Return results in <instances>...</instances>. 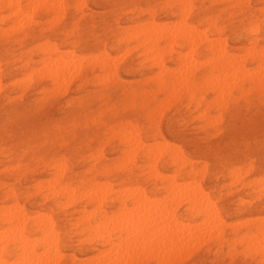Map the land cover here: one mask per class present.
<instances>
[{"label":"rangeland","instance_id":"1","mask_svg":"<svg viewBox=\"0 0 264 264\" xmlns=\"http://www.w3.org/2000/svg\"><path fill=\"white\" fill-rule=\"evenodd\" d=\"M5 1L0 0V230L6 231L3 229L9 226L8 221L3 218H8V214H17V210L22 212L19 215L22 214L21 216H25L27 220L25 221V236L28 238L27 241H29V237L31 239L29 242L30 247L35 241V244L31 247L35 251L31 252L32 249L30 248L29 251L26 247V249H23L27 244L25 243L26 238L9 242L3 240V243L0 242V246L4 247L3 251L0 252V258L6 259V263H12L11 260L15 261L16 259L19 262L18 264H22L20 262L25 260V256H27L22 254L29 251L32 255L28 252L26 259H29L30 256L28 261L33 257L32 261L34 263L35 261L38 262L39 255L41 256L40 259L44 256L41 255L42 252H45V259L48 258V254L51 255L48 252L52 249L50 248L49 251L46 245L53 240V242L58 243L55 251L59 250V254L54 252L58 255L55 256L56 254L54 255L52 252L54 250H52L53 256L49 258L53 261L54 256L56 258L60 255L58 261H53L54 264H88L96 258L94 257L95 254L97 256L101 250L105 249V243L95 235L96 231H94L96 224L101 220L103 212L107 216H113L114 222L121 223L125 222L126 212H132V209L139 207L138 210L135 209L139 216L136 213L134 214L135 210L131 214L129 213L130 215L128 214L130 219L134 214L132 221L136 219L137 225L134 222L129 223H132L130 227L134 225L137 231L134 230L136 228L131 227L133 228L132 232L129 231L131 228L127 229L126 232L129 231L134 234L135 236L133 235L134 238L133 236L132 238L135 240L131 239V235H129L131 233L125 232L126 234H122L123 241L124 237L127 234L129 235H127L129 240L125 238V241L128 240L127 244L130 239L133 240V243L130 242L128 247L127 244L123 246L127 249L130 246L129 249L132 250V253L129 249L122 247L123 249H120L121 253L118 252L119 255L122 256V250L129 251L125 256L126 258L122 256L123 259L125 258L123 263L117 262L121 260V256L113 255L114 258H116L115 256L120 258L110 260V257L108 258L110 262L106 260L107 262H103L104 264H108V262L112 264L114 260L115 263L113 264H256V262L257 264H264V236L260 234H264L262 228L264 218L261 217L264 216V188L261 187L264 186V70L258 69L261 64L263 68L262 62H264V49L262 50V47L264 48V0H55L61 2L57 4L54 0H47L50 3L52 2L51 8L47 7L45 2H41L36 7L34 6L35 10L33 12L32 10L29 12L31 5L26 4L27 0H21L19 6L21 11L18 14L14 13L12 9L3 7L4 4L2 3ZM78 2L80 3L78 4ZM187 2L189 6L182 5V3ZM60 4L63 10L60 8ZM27 9L28 13H31V15H28L31 20L24 16ZM183 9L185 12L189 11L185 18L188 23L196 26L197 31L198 29L200 31V35L201 32H205L204 36L209 39H199L198 43L196 41L191 46L173 40L172 46L168 47L171 51L166 48L167 52L164 50L160 55L162 63H155L153 57L146 56L145 47L139 44L140 41L135 36L139 31L148 28L150 23L169 27H173L174 24L175 26V24L182 21L181 18L183 19ZM56 10H60V12ZM11 11L13 16L10 15ZM19 14L22 15L21 22L25 17L28 22L31 21L29 22L30 25H27L26 20L19 24L20 20H15L16 17L18 19ZM54 16L55 19H53ZM56 16L61 18L56 21ZM16 21L18 24H16ZM15 25L22 27L18 29ZM203 28L205 31L202 30ZM222 38L223 40H221ZM209 40L218 41L219 46H223L225 40V47L219 48H222L221 51H226V54L218 52L220 51L217 48L218 44L210 46ZM191 47L195 48L189 50ZM252 49L253 52H256H254L255 54ZM126 50H128L127 53ZM190 51H192V56ZM245 52H252L253 55L252 53L248 55ZM217 53L220 54V59L216 57ZM106 54L110 55L108 56L111 60L107 58ZM182 54L185 55L182 56ZM229 55L237 60L227 65L226 58ZM70 56L73 60L76 59L68 62ZM100 56H105L108 61L105 57L102 59ZM187 56L189 60L186 58ZM242 56L244 62L240 60ZM183 57L186 58L184 68H181L184 72L179 68ZM55 58H57V64ZM190 58L195 61L193 62ZM58 59H63L60 61L64 65L59 63ZM201 60L203 61L201 62ZM206 60L207 62H205ZM64 61L69 63H66L68 65L66 66L69 67V72H71L69 75L67 71L68 78L65 77V79H63L65 76L63 72L64 76H61V84L58 82L61 81V77L56 79V76L48 71L50 68H47V64L52 62L53 65L56 64L54 67H60L61 65L65 66ZM117 61L118 63H116ZM77 63H80L81 67ZM72 64H74V67L75 65L79 66L78 69L75 67L79 71L78 73ZM188 64L189 66L191 64L200 65L193 66L194 70L189 69ZM217 65H220V68H217ZM113 66L115 69L112 70ZM255 66L258 70L255 69ZM162 67L166 70H162ZM41 68L42 70H40ZM185 68L191 71L190 75H187ZM229 69H236L237 71L230 70L229 72ZM35 70L37 72L34 74ZM109 70L114 73L113 75L111 73L112 76L106 74L109 73ZM241 70H244V72ZM250 70L251 73H249ZM255 70L257 71L255 72ZM41 71L43 73L48 71L49 77L47 74L46 77H44L45 75L41 77L43 74ZM246 71L248 74L257 73L262 77L255 80L251 75L250 79ZM262 71L263 73H261ZM220 74L223 75L222 77L227 75L228 78H222ZM172 75L179 80H185V83L188 82L185 79L187 77L194 79L193 89H189L188 85L183 84L172 90L170 88L160 90L157 84L158 80L166 79ZM26 76L30 77L27 78V81ZM70 76L72 81L69 78ZM105 76L107 79L104 78ZM210 76L212 77L210 78ZM216 77L217 79H214ZM229 77L232 79L234 77L235 81L234 79L232 81ZM19 78L22 80H19ZM100 79L102 82H98ZM221 79L226 82L229 80V84L223 83ZM218 81L220 82L217 83ZM55 84L56 86H54ZM224 84L226 87H224ZM220 87L222 89H219ZM39 91L40 93H37ZM166 96L171 97L167 98ZM168 112L171 113L168 114ZM132 129L133 131H131ZM134 131L136 132L135 135L138 133L139 140L138 137L134 136ZM136 140L141 142V147L135 149V151L130 146L132 141ZM163 145H168V147ZM159 147H161V153ZM162 148L166 149L163 150ZM149 150L152 151L151 154L155 155L152 159L151 156L154 155L147 156ZM45 154H48L47 157ZM174 155L178 157L176 162L173 161ZM94 156H97V158ZM58 164L62 167L56 169ZM151 169L154 170V173ZM171 180L179 184H184L186 181L184 189H202L204 197L201 198L200 203L204 202L202 205H205L207 204L205 203L206 200H210L209 208L213 207L217 212H212L211 209L213 210V208H211V212H209L211 214L206 216L202 211L198 214L196 211H190L187 209L189 207L187 200L183 199L184 197L178 198L177 201L179 202H176V199L172 198L174 197L173 194L168 190ZM49 185H53L54 189ZM70 187L72 193L69 191ZM126 187L127 189H124ZM118 189L122 190L119 191ZM134 189L141 192L140 194H144V197L148 196L149 201L154 197L157 198L156 201L159 205L166 203L164 205L167 208H164L168 211L160 208L163 210L162 213H170L169 209H173L171 216L176 218L177 223L179 220L177 229H183V232H185L187 228L189 232L186 231V235L194 233L191 232L192 229L198 232L197 228L201 225V223L199 224L200 220H203L204 216V219H206L212 216V213H216L215 219H213L216 221L212 220L214 223L210 221L214 217L207 219L210 222L209 224L212 225V227L210 226L212 229H207L208 223L207 226L202 224V228L201 226V229L198 228L202 232H206V229L209 230L207 240L205 239L207 236L200 238L201 241H204L202 243L195 240L201 244H198L199 246H194L197 243L193 244L194 241H192L191 247L196 250L194 248V251L189 250L188 255L185 252H187L186 249H192L189 246L191 243L187 245V248L183 247L184 249L178 250L179 252H175L173 249L172 255L165 248V252L167 251L169 255L165 254L167 257L163 255L161 259L159 253H156L152 247H148L147 243L143 242L144 245L141 243V245L136 246L138 244L136 240L141 232L145 234L141 235L150 237L149 240L152 239L151 237L154 234L149 236L153 229L149 230L148 233H151H147V236L145 232L148 229L143 231V227L138 228L139 225L143 224L142 218L139 219L140 216L145 215L146 217L147 214H144L142 207L140 209V206H135ZM88 190L100 192L102 198L100 209H98L99 206L96 205L93 195L90 196L94 192H90L89 195ZM126 190L130 193L133 192L131 190H134V192L130 195ZM86 191L88 192L87 195ZM137 192L135 193L136 196L138 195ZM125 193L129 194L123 202L121 196H125ZM128 195L130 196L128 197ZM70 196H72V199ZM163 196L165 197L163 198ZM169 198L171 201L166 200ZM138 199H136L137 205L140 202L137 201ZM152 199L151 201H153ZM156 201L154 200L153 204ZM15 204H18L19 208ZM8 205H10L9 209ZM14 206L16 207L15 213ZM129 206H132V209ZM151 206L155 210V205H152V202ZM12 207L13 211L8 212V210H12ZM3 208L8 210H2ZM140 210L143 212L141 215L139 214L141 213ZM158 211H155L157 212L154 215L155 218ZM89 212L94 215H90V217ZM116 213L117 216L119 214V219L115 216ZM162 213H159V215ZM123 214L124 217H121ZM166 214L161 218L166 219ZM135 215L137 216L135 217ZM28 216L31 217L27 218ZM41 216L46 217L47 221L50 220L52 226L49 225V221V223H45L46 220L44 221L43 217L41 219L43 223L49 225L50 229L54 230L52 231L54 233H51L57 239L54 236L53 238L52 236L49 237L50 229L47 230L49 231L47 235V231L45 233L42 230L43 228L38 229L35 225V220H39ZM169 216H167L169 219L167 218L168 220H163V222L162 219H159L162 222L159 224L160 227L167 221L171 222ZM129 218L127 217V220ZM130 219L129 221H131ZM207 220L205 221L208 222ZM238 220L239 222L236 223ZM180 221H183L182 225L193 222L190 226L196 230L191 229L188 225H183L186 227L184 229L180 225ZM218 221L217 226L216 222ZM118 222L114 224H119ZM224 222H227L226 225ZM231 222L233 225H231ZM194 223H198V225H195V227L193 226ZM228 223L229 225H227ZM154 225L152 226L156 229L159 227V225H157L158 227ZM165 226L167 225L165 224ZM181 226L183 228H179ZM214 226L215 228H222V231L216 229L215 234L212 233ZM204 227L206 229H203ZM161 229L165 230L167 228L163 225ZM202 232L200 233L203 234ZM6 234L8 236L10 233L7 232ZM183 234L185 236V233ZM210 234L217 235L212 238ZM243 234L248 235V237H243ZM38 235L42 238L46 236L47 239H52H50V242L46 240L47 244L45 245L44 240L46 238L40 241L41 237ZM250 235L251 237H249ZM33 236L38 237L37 240ZM257 237L263 240H261L263 243L259 242L257 244L263 246L255 244L254 249L253 243L259 241ZM148 238L145 239L148 240ZM113 241L115 242L116 239L114 238ZM15 245H19V247H15ZM134 245L138 247L137 249L142 248L144 250V252L141 249L139 250L143 255L138 251L136 252V248V250L133 249ZM29 246L27 245V247ZM43 247L44 249H42ZM45 247L48 248V252L45 251ZM20 248L25 252H20ZM147 248L152 250L149 251ZM172 248H174V243ZM40 250L42 251L39 252ZM133 252L137 255V259H135ZM145 252H152L153 254L145 255ZM212 252L213 254H211ZM154 253L157 254L156 257ZM175 253H177V257H180H175ZM127 256L130 259L132 258L133 261L128 260ZM45 259H41L42 264L44 263L43 260L46 261ZM28 261H23V263L27 264ZM32 261L29 263L34 264ZM51 261L49 262L52 263ZM49 262L45 264H50Z\"/></svg>","mask_w":264,"mask_h":264},{"label":"bare ground","instance_id":"2","mask_svg":"<svg viewBox=\"0 0 264 264\" xmlns=\"http://www.w3.org/2000/svg\"><path fill=\"white\" fill-rule=\"evenodd\" d=\"M20 1L21 0H6L5 2H3L2 4H4V6L3 7H7V8H9V9H12V11H14V13L16 12V14H18V13H20ZM50 1V0H49ZM55 1V0H54ZM57 1V0H56ZM55 1V2H56ZM60 1V0H59ZM56 2V4L57 3H61V2ZM62 1V0H61ZM79 1H82V0H79ZM178 1V0H177ZM186 1V0H185ZM188 1V0H187ZM191 1V0H190ZM253 1V0H252ZM41 2H45L46 4H47V7H49V8H51L52 7V2L50 3V2H48L47 0H27V3L26 4H28V5H33V3H34V5H33V8L31 7V9H30V7H29V12L32 10V12L35 10V7L37 6V5H39V4H41ZM180 2V1H179ZM80 2H78V4H79ZM82 3V2H81ZM178 3V2H177ZM83 4V3H82ZM174 4V3H173ZM182 5H187V6H189L188 5V2L187 3H185V4H183L182 3ZM257 5V4H256ZM35 6V7H34ZM45 6V5H44ZM60 6H61V4H60ZM59 5H58V7H60ZM94 6V5H93ZM182 7V6H181ZM54 8H55V5H54ZM61 9H62V6L60 7ZM60 8H58V9H60ZM80 8H82V7H80ZM184 8V7H183ZM189 7H187V9H188ZM60 9V10H61ZM191 9H192V7H191ZM60 10H56V11H58V12H60ZM63 10V9H62ZM189 10V9H188ZM12 11H11V14L10 15H12L13 16V14H12ZM55 11V10H54ZM53 11V12H54ZM190 11V10H189ZM189 11H184V9H183V14H182V17H183V19L181 18V22H179V23H177V24H175V26H174V24H173V27H169V26H167V25H158V24H154V23H150L149 25H148V28H146V29H144V30H141V31H139L138 33H137V36H135L139 41H140V43L139 44H141V45H143L144 47H145V50H146V56H149V57H153V60L154 61H156L155 63H162V61H160V55H161V53L167 48V50L169 51L170 50V48L168 49V47H170V46H172L171 45V43H172V41L173 40H175V41H177V42H180V43H185V44H188V45H193L194 43H196V41H197V43H198V40L199 39H202L203 38V40L206 38V39H209V38H207L206 36H204V34H205V32H201V35H202V33H203V35L201 36L200 35V31H199V29H198V31H197V27L196 26H193V25H191V24H189L188 23V21L185 19L186 17H187V15H188V13L187 12H189ZM25 12L26 13H28V9L27 10H25ZM62 12V11H61ZM26 13H24L25 15L24 16H26L27 18H28V20H31V19H29V18H31V17H29L28 15H31V13L29 14H27L26 15ZM23 14V13H22ZM15 15V14H14ZM6 16V15H5ZM19 16H20V14H19ZM18 16V19H17V17H16V19L15 20H17V21H19L20 20V22H18L19 24H21V23H23V21L24 20H26L25 19V17L23 18V21L21 22V16L19 17ZM61 16V15H60ZM59 16V18L57 17L56 18V21H57V19L59 20L61 17ZM63 17V16H62ZM1 18V17H0ZM125 18V17H124ZM53 19H55V16H54V18ZM123 19V18H122ZM127 19V18H126ZM28 20H26L25 22L27 23L28 22ZM49 20V19H48ZM17 21H16V24H18L17 23ZM54 21V20H53ZM15 22V21H14ZM29 22H31V21H29ZM29 22L27 23V25H30L29 24ZM25 23V24H26ZM35 23V22H34ZM175 23V22H174ZM12 24H15V23H12ZM24 24V25H25ZM142 24V23H141ZM170 25H172V24H170ZM215 25V24H214ZM10 26V25H9ZM12 26V25H11ZM18 26V25H17ZM16 25H15V27H17ZM20 26V25H19ZM21 27L22 26H20V27H17L18 29H21ZM49 27H50V25H49ZM256 27V26H255ZM254 27V28H255ZM14 28V27H13ZM12 28V29H13ZM8 29V28H7ZM9 29H10V27H9ZM11 30V29H10ZM15 30V29H14ZM203 31H205L204 30V28L202 29ZM201 30V31H202ZM258 30V29H257ZM19 31V30H18ZM253 31V30H252ZM140 33V34H139ZM6 34V33H5ZM25 35V34H24ZM56 35V34H55ZM205 39V40H206ZM219 39V38H218ZM221 40H223V38L221 39ZM220 41V40H219ZM225 41V40H224ZM223 41V44L225 45V42ZM242 41H244V40H242ZM201 42V41H200ZM209 42V45L210 46H214L215 44H218L217 42H215V40H209L208 41ZM222 42V41H221ZM119 43V42H118ZM202 43V42H201ZM54 44H55V42H54ZM175 44V43H174ZM140 45V46H141ZM198 45V44H197ZM196 45V46H197ZM223 45V46H224ZM139 46V47H140ZM195 46V47H196ZM218 47V49H220V51H221V49L222 48H219V47H223L222 45L221 46H219V44L217 45ZM54 47H56V46H54ZM195 47H191V48H189V50H192L193 48H195ZM225 47V46H224ZM253 47H254V45H253ZM262 47V46H261ZM45 48V47H44ZM48 48V47H47ZM133 48V47H132ZM172 48V47H171ZM216 48V47H215ZM214 48V49H215ZM40 50H41V48H39ZM58 49V48H57ZM125 49V48H124ZM134 49V48H133ZM224 49V48H223ZM264 48L262 47V50H263ZM39 50V51H40ZM130 50H131V48H130ZM217 50V49H216ZM261 50V51H262ZM54 51V50H53ZM127 51L128 50H126V53H127ZM171 51V50H170ZM178 51V50H177ZM187 51H188V49H187ZM215 53H216V51L215 50H213ZM218 51V50H217ZM220 51H218L219 53H224V55L226 54V51H224V50H222L221 52ZM264 51V50H263ZM165 52H167L166 50H165ZM189 52V51H188ZM191 52V56H192V51H190ZM252 52H253V49H252ZM251 52V53H252ZM255 52V51H254ZM253 52V53H254ZM17 53H19V52H17ZM39 53V52H38ZM102 53V52H101ZM100 53V54H101ZM121 53V52H120ZM124 53H125V51H124ZM124 53H122L123 55H124ZM181 53V52H180ZM246 53V52H245ZM244 53V54H245ZM250 53V52H249ZM249 53H246V54H248L249 55ZM251 53H250V55H251ZM253 53H252V55H253ZM256 53V52H255ZM254 53V54H255ZM258 53V52H257ZM72 54V53H71ZM103 54V53H102ZM141 54V53H140ZM185 54H186V52H185ZM185 54H182V56L183 55H185ZM218 54V53H217ZM216 54V55H217ZM259 54V53H258ZM257 54V55H258ZM104 55V54H103ZM107 55V54H106ZM105 55V56H106ZM109 55V54H108ZM107 55V58L109 59V60H111V58L109 57ZM120 55V54H119ZM123 55H121V56H123ZM219 55L220 54H218L216 57H219ZM261 55V54H260ZM91 56V55H90ZM104 56V57H105ZM115 56V55H114ZM181 56V55H180ZM60 57V56H59ZM82 57V56H81ZM84 57V56H83ZM82 57V58H83ZM89 57V56H88ZM102 59L104 58V57H102V56H100ZM112 57V56H111ZM116 57H118V56H116ZM124 57V56H123ZM215 57V56H214ZM215 57V58H216ZM245 57V56H244ZM260 57V56H259ZM263 57V56H262ZM50 58V57H49ZM61 58V57H60ZM63 58V57H62ZM80 58V57H79ZM81 58V59H82ZM86 58V57H85ZM95 58V57H94ZM106 58V57H105ZM106 58V59H107ZM150 58V59H151ZM186 58H188V56L186 57ZM185 58V59H186ZM210 58H212V57H210ZM240 58V57H239ZM245 58H247V57H245ZM244 58V59H245ZM47 59V58H46ZM51 59V58H50ZM56 59L57 58H55L54 60H55V63H56ZM76 59V58H75ZM74 59V60H75ZM80 59V60H81ZM108 59L106 60V61H108ZM112 59H113V57H112ZM115 59V58H114ZM117 59V58H116ZM115 59V60H116ZM123 59V58H122ZM149 59V60H150ZM184 59V57H183V61H182V63H181V65H179V66H181V67H179L180 69L181 68H184V62L186 61ZM191 60H193L192 58H190ZM214 59V58H213ZM212 59V60H213ZM219 59H220V57H219ZM264 59V58H263ZM41 60V59H40ZM52 60V59H51ZM60 60H63V59H58V61H59V63H61V64H63V62H61ZM69 60H73L72 58H71V56H70V59H68V62H69ZM73 60V61H74ZM97 60V59H96ZM95 60V61H96ZM185 60V61H184ZM188 60H189V58H188ZM215 60V59H214ZM217 60V59H216ZM237 59H235L234 57H232V56H227V58H226V63H227V65L228 64H231V63H234L235 61H236ZM240 60L242 61L243 60V56H242V59L240 58ZM48 61H50V60H48ZM57 61V62H58ZM67 61V60H66ZM66 61H64L65 62V66H63V65H61L60 67H54L55 65H53V60H52V62H48V63H50V64H47L48 65V67L47 68H50V70H48V71H51L52 73H53V76H56V79L57 78H59L60 79V77L61 76H64L63 75V72H64V74H65V76L63 77V79H65V77L66 78H68V76H67V74H68V72H69V67H67L68 65L67 64H69L68 62H66ZM73 61H71V62H73ZM89 61V60H88ZM100 61H101V59H100ZM103 61H105V60H103ZM120 61V60H119ZM195 60H193V62H194ZM203 60H201V62H202ZM264 61V60H263ZM20 62V61H19ZM70 62V63H71ZM80 62V61H79ZM87 62V61H86ZM92 62H93V60H92ZM96 62H98V61H96ZM192 62V61H191ZM205 62H207V60L205 61ZM243 62H244V60H243ZM40 63V62H39ZM51 63H52V65H51ZM67 63V64H66ZM108 63H110V62H108ZM112 63V62H111ZM116 63H118V61L116 62ZM187 63H189V61H187ZM197 64H198V62H196ZM223 63H225V62H223ZM263 63V68H264V62H262ZM46 64V63H45ZM75 64V63H74ZM74 64H72L73 65V67H74ZM98 64V63H97ZM102 64V63H101ZM113 64V63H112ZM197 64H195V65H197ZM205 64V63H204ZM244 64V63H243ZM67 65V66H66ZM72 65H70V66H72ZM77 65H79L80 67H81V65H80V63H77ZM117 65V64H116ZM194 64L192 65H190L189 66V64H188V68L190 69H194L195 70V68L193 67V66H195ZM200 65V64H199ZM199 65H197V66H199ZM221 65H223V64H221ZM40 66H42V65H40ZM50 66V67H49ZM78 66V67H79ZM84 66V65H83ZM187 66V65H186ZM243 66V65H242ZM260 66V65H259ZM258 66V67H259ZM261 66H262V64H261ZM259 67L258 69H260V70H264L262 67ZM3 67H6V66H3ZM75 67H77L76 65H75ZM74 67V69H76ZM78 67H77V69H78ZM109 67V66H108ZM122 67V66H121ZM220 68V65H217V68ZM227 67V66H226ZM244 67V66H243ZM256 68L255 69H257V66H255ZM37 68H39V67H37ZM72 68V67H71ZM176 68H178V67H176ZM200 68V67H199ZM240 68L242 69V67L240 66ZM262 68V69H261ZM11 69V68H10ZM33 69H35V68H33ZM76 69V72L78 73L79 71ZM113 69H115V67L113 66V68H112V70ZM186 69V68H185ZM189 69H186L187 70V75H190V70ZM227 69V68H226ZM244 69V68H243ZM245 69H247V68H245ZM257 69V70H258ZM37 70V69H36ZM34 71V74H35V72H37V71ZM40 70H42V68L40 69ZM122 70V69H121ZM162 70H166L165 68H163L162 67ZM182 71H183V69H181ZM185 70V71H186ZM230 70H236V69H229V72H230ZM257 70H255V72L257 71ZM44 71V70H43ZM43 71H41V73H43ZM47 71V72H48ZM68 71V72H67ZM115 71V70H114ZM169 71H171V70H169ZM175 71V70H174ZM237 71V70H236ZM235 71V72H236ZM241 71H243L244 72V70H241ZM240 71V72H241ZM47 72H45V73H43L42 75H41V77L43 76V75H45L44 77H46V74H47ZM50 72V73H51ZM71 72V71H70ZM70 72H69V75H70ZM74 72V74H76V72L75 71H73ZM72 72V73H73ZM163 72V71H162ZM184 72V71H183ZM189 72V73H188ZM239 72V73H240ZM247 72V71H246ZM254 72V71H253ZM260 72V71H259ZM39 73V72H38ZM67 73V74H66ZM111 73H112V71H110L109 70V73H106V74H110L111 75ZM179 73V72H178ZM249 73H251V70H250V72ZM261 73H263V71L261 72ZM48 74H49V72H48ZM47 74V75H48ZM73 74V75H74ZM114 73H112V75H113ZM162 74V73H161ZM173 74V73H172ZM184 74V73H183ZM182 74V75H183ZM193 74V73H192ZM191 74V75H192ZM219 74V73H218ZM217 74V75H218ZM222 74H224V73H222ZM227 74V73H226ZM229 74V73H228ZM233 74V73H232ZM23 75V74H22ZM30 75V74H29ZM33 75V74H32ZM97 75V74H96ZM105 75V74H104ZM111 75V76H112ZM159 75V74H158ZM221 75V74H220ZM230 75V74H229ZM252 75V76H251ZM253 75H258L257 73L255 74H248V72H247V76H251L252 78H254L255 80L258 78V80L259 79H261V77L262 76H260V74L258 75V76H253ZM263 75V74H262ZM103 76V75H102ZM107 76V75H106ZM104 77V78H106L107 79V77ZM214 76V75H213ZM215 76H216V74H215ZM223 75H221V77H222ZM29 76H26V81H27V78H28ZM40 77V78H41ZM48 77H49V75H48ZM118 77V76H117ZM152 77V76H151ZM212 76H210V78H211ZM224 77H227V75L225 76L224 75ZM224 77H222V78H224ZM232 77V76H231ZM235 77V76H234ZM234 77H233V79H234ZM240 77V76H239ZM238 77V78H239ZM243 77V76H242ZM251 77H250V79H251ZM22 78V77H21ZM30 78V77H29ZM28 78V79H29ZM51 78V77H50ZM53 78V77H52ZM70 79H71V81H72V78H71V76L69 77ZM111 77L109 76V79H110ZM228 78V77H227ZM230 78V77H229ZM237 78V77H236ZM23 79V78H22ZM22 79H20L19 78V80H22ZM24 79H25V76H24ZM23 79V80H24ZM102 79V78H101ZM100 79V81H98V82H102V80ZM106 79H105V81H106ZM149 79V78H148ZM186 79V81H188L187 83H185L183 80H179L178 78H176L175 76H170V77H167L166 79L165 78H162V79H160V80H158V87H159V89L160 90H167L168 88H170V90H172L173 88H175V87H178V86H180V85H183V84H186V85H188L189 86V89L190 88H192V87H194L193 85H194V79H189L188 77L187 78H185ZM214 79H217V77L216 78H214ZM232 81H233V79L232 78H230ZM241 79V78H240ZM263 79V78H262ZM50 80V79H49ZM208 80H209V78H208ZM213 80V79H212ZM222 80V82L224 83V82H226V81H223V79H221ZM220 80V81H221ZM225 80H226V78H225ZM255 80H253V81H255ZM31 81V80H30ZM30 81H28V82H30ZM70 81V80H69ZM104 81V80H103ZM202 81V80H201ZM215 81H217V80H215ZM220 81H218L217 83H219ZM234 81H235V79H234ZM252 81V80H251ZM14 82H15V80H14ZM19 82V81H18ZM51 82H53V81H51ZM54 82H56V81H54ZM58 82H60L61 84H62V77H61V81L59 80ZM213 82V81H212ZM228 82H229V80H228ZM228 82H226V83H228ZM231 82V81H230ZM10 83H13V82H10ZM31 83V82H30ZM29 83V84H30ZM70 83V82H69ZM204 83H205V80H204ZM225 83V84H226ZM258 83V82H257ZM263 83H264V81H263ZM262 83V84H263ZM63 84H64V81H63ZM106 84V83H105ZM224 84V87H226V85ZM229 84V83H228ZM233 84V83H232ZM231 84V85H232ZM59 85V84H58ZM68 85V84H67ZM204 85V84H203ZM206 85V84H205ZM209 85V84H208ZM211 85V84H210ZM216 85V84H215ZM54 86H56V84L54 85ZM212 86V85H211ZM187 87V86H186ZM201 87V86H200ZM204 87V86H203ZM261 87V86H260ZM62 88H63V85H62ZM66 88H67V86H66ZM185 88V87H184ZM196 88V87H195ZM194 88V89H195ZM193 89V88H192ZM219 89H222L221 87L219 88ZM224 89V88H223ZM22 90V89H21ZM25 90V89H24ZM46 90V89H45ZM56 90V89H55ZM63 90V89H62ZM28 91V90H27ZM20 92V91H19ZM10 93H12V92H10ZM14 93V92H13ZM37 93H40V91L39 92H37ZM57 93V92H56ZM62 93V92H61ZM74 93V92H73ZM174 93V92H173ZM212 94V93H211ZM247 94V93H246ZM170 95V94H169ZM168 95V96H169ZM25 96V95H24ZM168 96H166L167 98H170V97H168ZM207 96V95H206ZM177 97V96H176ZM201 98V97H200ZM154 99V98H153ZM164 99H165V97H164ZM164 99H162L163 101H164ZM172 99V98H171ZM176 100H177V98H176ZM219 100H220V98H219ZM150 101V100H149ZM162 102V101H161ZM220 102V101H219ZM222 102V101H221ZM172 103V102H171ZM163 104H165V103H163ZM160 106V105H159ZM157 108V107H156ZM166 108H167V106H166ZM55 110V109H54ZM58 111V110H57ZM56 111V112H57ZM160 113H162V112H160ZM171 113V112H170ZM169 112H168V114H170ZM177 114V113H176ZM161 115V114H160ZM166 118V117H165ZM210 118H211V116H210ZM213 118V117H212ZM6 119V118H5ZM165 120V119H164ZM9 121V120H8ZM11 121V120H10ZM198 121V120H197ZM197 121H195V122H197ZM214 121V120H213ZM8 124H10L9 122H7ZM239 123V122H238ZM136 125V124H135ZM158 125V124H157ZM210 126V125H209ZM136 127V126H135ZM130 131V130H129ZM131 131H133V129L131 130ZM58 133H59V131H57ZM138 132V131H137ZM135 131H134V136L135 137H138L137 136V134L135 135ZM130 134V133H129ZM128 134V135H129ZM191 134V133H190ZM204 134V133H203ZM43 135V134H42ZM190 136V135H189ZM66 137H67V135H66ZM132 137H133V135H132ZM107 139V138H106ZM131 140V139H130ZM138 140H139V137H138ZM105 142V141H104ZM165 142V141H164ZM41 144V143H40ZM129 144V143H128ZM152 144V143H151ZM156 144V143H155ZM9 145V144H8ZM164 146V145H163ZM165 146H167L168 147V145H165ZM164 146V147H165ZM187 146H189V145H187ZM186 146V147H187ZM131 147V149L132 150H135V149H138L139 147H141V142H138L137 140L136 141H132V145L130 146ZM129 147V148H130ZM152 147V146H151ZM107 148V147H106ZM128 148V149H129ZM161 147H159V151H160V153H161V149H160ZM189 148V147H188ZM157 149V148H156ZM163 149V148H162ZM164 149H166V148H164ZM163 149V150H164ZM106 150V149H105ZM163 150H162V152H163ZM187 150V149H186ZM136 151V150H135ZM155 151V150H154ZM157 151H158V149H157ZM179 151V150H178ZM151 152L152 151H148L147 152V156L149 157V155L151 154ZM156 152V151H155ZM174 152V151H173ZM177 152V151H176ZM132 153V152H131ZM134 153V152H133ZM157 153V152H156ZM155 153V154H156ZM175 153V152H174ZM115 154V153H114ZM158 154V153H157ZM156 154V155H157ZM181 154V153H180ZM47 155L48 154H45V156L47 157ZM98 155V154H97ZM151 155H154V154H151ZM159 155V154H158ZM101 156H103V154H101ZM95 157V156H94ZM132 157H134V156H132ZM152 157H155V155L154 156H151V159H152ZM89 158V157H88ZM95 158H97V156L95 157ZM178 157H177V155H174V162H176V159H177ZM157 159H158V157H157ZM155 160V159H154ZM180 161V160H179ZM191 161V160H190ZM125 162V161H124ZM59 163V162H58ZM61 163H63V162H61ZM60 163V164H61ZM156 163V162H155ZM15 164V163H14ZM153 164H154V162H153ZM178 164H179V162H178ZM18 165V164H17ZM19 165H21V164H19ZM59 165V164H58ZM57 165V167H56V169H58L59 167H62V165H59L58 166ZM64 165V164H63ZM147 165V164H146ZM156 165V164H155ZM65 166V165H64ZM63 166V167H64ZM121 166V165H120ZM148 166V165H147ZM125 167V166H124ZM153 167V166H152ZM180 168V167H179ZM206 168V167H205ZM61 169H64V168H61ZM178 169V168H177ZM153 169H151V171H152ZM239 170V169H238ZM60 171V170H59ZM63 171V170H62ZM150 171V172H151ZM166 171H168V170H166ZM148 172V171H147ZM155 172H156V170H155ZM205 172V171H204ZM61 174L63 173V172H60ZM143 173H145V172H143ZM153 173H154V170H153ZM156 174V173H155ZM154 174V175H155ZM237 174V173H236ZM58 175V174H57ZM60 175V174H59ZM163 175V174H162ZM166 175V174H165ZM165 175H164V177H165ZM55 176V175H54ZM61 176V175H60ZM59 176V177H60ZM173 176V175H172ZM244 176V175H243ZM242 176V177H243ZM149 177H150V175H149ZM151 177H153V176H151ZM235 177V176H234ZM173 178V177H172ZM55 179V178H54ZM235 179V178H234ZM255 179V178H254ZM262 179V178H261ZM260 179V180H261ZM156 180V179H155ZM236 180V179H235ZM239 180H240V178H239ZM172 182H170L169 183V185H168V190L170 191V193H172L173 194V196L174 197H172V198H175L176 199V202H179V201H177V199L178 198H182V197H184L183 199L184 200H187V203H188V207L189 208H187V209H189L190 211H196L197 212V214L199 213V212H204V214L207 216H209V214H211V213H209V212H213V211H216L215 210V208H213V207H211V208H213V210L211 209V208H209V205H210V200L209 201H207L206 199V202L205 203H207V204H205L207 207H204L205 205L203 204L202 205V203H204V202H201L200 203V200H201V198L202 197H204V194H203V190L202 189H200L199 188V190H194V189H188V188H186V189H184V186H186V185H184L185 183H186V181H185V183L183 184V183H175L173 180H171ZM193 181V180H192ZM52 182H53V180H52ZM262 182H263V180H262ZM23 183V182H22ZM211 183V182H210ZM102 184V183H101ZM181 184H183L182 186H183V188H182V186H181ZM264 184V183H263ZM55 185V184H54ZM188 185V184H187ZM50 186V185H49ZM46 187V186H45ZM50 187H52L53 188V185H51ZM100 187V186H99ZM101 187H103L102 185H101ZM138 187V186H137ZM140 187V186H139ZM189 187H190V185H189ZM200 187V186H199ZM261 187H263L264 188V186H261ZM46 188H49L48 186L46 187ZM60 188V187H59ZM97 188V187H96ZM104 188H106L105 186H104ZM132 188H135V187H132ZM141 188V187H140ZM193 188V187H192ZM42 189H43V187H42ZM54 189V188H53ZM70 189L72 190V188L70 187L69 188V191H70ZM76 189H77V187H76ZM108 189V188H107ZM124 189H127V187L126 188H124ZM131 189V188H130ZM258 189H260V188H258ZM62 190V189H61ZM95 190V189H94ZM89 191V195H90V192H94L93 194L91 193V195L90 196H92L93 198H94V200H95V202H96V205H98L97 207H98V209H100L101 208V206H100V204H101V200H102V198H101V194H100V192H95V191ZM97 190V189H96ZM101 190V189H100ZM104 190V189H103ZM109 190H110V188H109ZM108 190V191H109ZM117 190V189H116ZM119 190V189H118ZM120 190H122V189H120ZM119 190V191H120ZM135 190V193L137 192V189H134ZM134 190H131V191H133L134 192ZM141 190H142V188H141ZM141 190H138V191H141ZM252 190H254V189H252ZM40 191H42V190H40ZM60 191V190H59ZM68 191V192H69ZM76 191V190H75ZM112 191V190H111ZM118 191V192H119ZM127 191V190H126ZM125 191V192H126ZM144 191V190H143ZM255 191V190H254ZM54 192V191H53ZM71 192V191H70ZM73 192H74V190H73ZM113 192V191H112ZM127 192H129V191H127ZM132 192V193H133ZM216 192V191H215ZM12 193H14V192H12ZM51 193V192H50ZM72 193V192H71ZM84 193V192H83ZM86 193V195H87V191L85 192ZM106 193H108V192H106ZM120 193V192H119ZM118 193V194H119ZM122 193V192H121ZM130 193V192H129ZM129 193H127V194H129ZM132 193H130V195L132 194ZM134 193V195H135V197H133L134 198V202H135V204H133V205H135V206H140V209H141V207H142V209H143V212H144V214H147L146 215V217H145V215H143V216H140V218L139 219H141L142 218V225L140 226H138V228L139 227H143V231H145V230H147V232H145L146 234L149 232V230L151 229H153L150 233H148V234H150L149 236H151L152 234H154V235H152V239H150L149 240V238L148 237H145L144 235V233L143 232H141L140 233V231H139V233H140V235H139V237L137 238V240L136 241H138V244L136 245V246H138L139 244L141 245V243H147L148 244V247H152V249L153 250H155L156 251V253L158 252L159 253V256H160V259L162 258L161 256H165V254H168V252H169V254L173 251V249L175 250V252H179L180 251V249L182 250V249H184L185 247L187 248L188 246V244L189 243H191V244H189V246L191 247V245H192V241H194L193 242V244L194 243H197V244H194V246H197L198 244H200V243H198V242H196L195 240H198V241H200L201 243H202V241H201V239L203 238V237H205V236H207L205 239L207 240V238H208V236H209V230H207V229H212L211 227H212V225H210L209 223V220H207L208 218L210 219L211 217H214V218H212L210 221H212L213 219H215V215H216V213L214 214V213H212L213 215L212 216H210V217H207L206 219H204L205 218V216H204V218H203V220H200V222H199V224L201 223V225L202 224H204V225H208L209 224V226L207 227V229H206V227H204L203 229H206V232H207V235L205 234L206 232L204 231V232H202V230H200L201 228H202V226H201V228H200V226H198V228H200V229H198L197 228V230H199L200 232H202L203 234H201L199 231V233L198 232H195V231H193V229L192 228H194V227H191L190 226V224L192 225V223H190V224H183V225H188V226H190L191 227V229H192V231L191 232H194V233H188L187 235H186V231H187V228L186 227H184L183 225H182V222L183 221H180V225H182L183 227H184V229L186 228V231L185 232H183V229H181V230H179V229H177L178 227H177V224L179 223V220H178V223H177V221H176V218L175 217H172L171 215V211L173 210H171V209H169L170 210V213H168V212H166V213H162L163 212V210H165V211H168V209L166 210L164 207H166V205H164V204H166V203H164L163 205H159V203H157V201H156V199L153 197V201L155 200L156 201V203H154L153 204V201H151V199H150V201L152 202V205H155V210H153L154 209V207L152 208V206H151V202L149 201V198H148V196H145V197H147L148 198V200H147V198H145L144 197V194H140L141 192H137V196H136V194ZM144 193V192H143ZM254 193V192H253ZM57 194H58V192H57ZM56 194V195H57ZM126 194V193H125ZM127 194L125 195V196H121V200H123V202L126 200V196H127ZM171 194V195H172ZM260 194V193H259ZM70 195V194H69ZM82 195V194H81ZM88 195V196H89ZM108 195H109V193H108ZM130 195H128V197L130 196ZM143 195V196H142ZM141 196H142V198H141ZM170 196V195H169ZM207 196V195H206ZM245 196H247V195H245ZM44 197H45V195H44ZM61 197V196H60ZM71 197V199H72V196H70ZM137 197H140L139 199L137 198ZM150 197V196H149ZM165 196H163V198H164ZM81 198H83V197H81ZM81 198H79V199H81ZM162 198V197H161ZM167 198H168V196H167ZM170 198H171V196H170ZM170 198L169 199H166V200H170ZM208 198V197H207ZM68 199H69V197H68ZM136 199H138L137 201H140L141 202V204H140V202L138 203V205H137V202H136ZM159 199V198H158ZM182 199V200H183ZM91 200V199H90ZM179 200V199H178ZM181 200V201H182ZM184 200H183V202H184ZM254 200V199H253ZM110 201V200H109ZM133 201V200H132ZM171 201V200H170ZM212 201V200H211ZM242 201V200H241ZM247 201V200H246ZM131 202V201H130ZM160 202V201H159ZM175 202V203H176ZM18 203V202H17ZM28 203V202H27ZM67 203V202H66ZM182 203V202H181ZM214 202L212 201V204H213ZM14 204V203H13ZM19 204V203H18ZM18 204H15V205H17L16 207L17 208H19L18 207ZM29 204V203H28ZM27 204V205H28ZM56 204V203H55ZM86 204V203H85ZM131 204V203H130ZM140 204V205H139ZM156 204H158L160 207L158 208V205H156ZM211 204V205H212ZM232 204H234V203H232ZM105 205V204H104ZM168 205V204H167ZM214 206H215V204H213ZM7 206V205H6ZM10 205H8V209L10 208L9 207ZM11 206H12V204H11ZM21 206V205H20ZM31 206V205H30ZM125 207H126V205H124ZM123 206V207H124ZM170 206L172 207V205L170 204ZM170 206H169V208H170ZM179 206V205H178ZM16 207L14 206V208H15V210H14V213L16 212ZM130 207V206H129ZM132 207V206H131ZM130 207V208H131ZM134 207V206H133ZM158 209H157V208ZM174 207V206H173ZM129 208V209H130ZM137 208H139V207H135L134 209H132L131 211L133 212L135 209H137ZM151 208V209H150ZM163 209V210H161V209ZM167 208V207H166ZM7 208L5 209V208H3L2 210H8ZM12 210H8V212L10 211H13V207L11 208ZM84 209V208H83ZM123 209V208H122ZM121 209V210H122ZM128 209V210H129ZM159 210L158 211V217L156 216V218H155V213L157 214V212H155V211H157V210ZM210 209H211V211H210ZM125 211H126V209H124ZM127 210V211H128ZM138 210V209H137ZM152 211V213H151V211ZM85 211V210H84ZM86 211H88V209H86ZM92 211V210H91ZM94 211H95V209H94ZM93 211V213H95ZM100 211V210H99ZM141 211V210H140ZM154 211V212H153ZM164 211V212H165ZM174 211H175V209H174ZM173 211V212H174ZM183 211H184V209H183ZM7 211H6V213H8ZM40 212V211H39ZM121 212V211H120ZM132 212H126V214H127V217L129 218V215L132 213ZM139 212V211H138ZM143 212L141 211V213H139L140 215L141 214H143ZM217 212V211H216ZM3 213V212H2ZM20 213H22V212H19L18 210H17V214H8L7 215V217L8 218H3V219H5V221H8V223H9V226H7V228H8V230H7V228H5V229H3V230H6V231H2V230H0V242H2L3 240L6 242V241H14V240H22V239H25L27 236H25V231H24V229H25V221H27L25 218V216H21V215H19ZM40 213H42V212H40ZM91 214L90 212H89V216L90 215H94V214ZM130 213V214H129ZM137 214V212H136V210H135V212H134V214ZM159 213H162V214H160L159 215ZM186 213V212H185ZM45 214V213H44ZM129 214V215H128ZM134 214L132 215L133 217H134ZM164 214H166V219L168 218L167 216H169V214H170V219H171V222H173V224H171V222H169V221H167L165 224L167 225V226H165V224H162V227H163V225H164V227H166L167 229H161L162 227H160L161 225H159V224H161L162 222H163V220H166V219H162L163 217L162 216H164ZM26 215V214H25ZM40 215V214H39ZM43 215V214H42ZM48 215V214H47ZM46 215V216H47ZM138 215V214H137ZM137 215H135V217L137 216ZM3 216H5V215H3ZM33 216V215H32ZM45 216V215H44ZM115 216H117V213H116V215ZM126 216V215H125ZM139 216V215H138ZM148 216V217H147ZM197 216V215H196ZM218 216V215H217ZM29 217H31V216H28L27 218H29ZM34 217V216H33ZM42 217L43 216H41V218L38 220V219H36L35 220V225L38 227V229H42V230H44V232L46 233V231L47 230H49L50 229V227H49V225L50 226H52V224H51V222H50V220H48L47 221V218L46 217H43L44 218V221H45V223H49V225H46L45 223H43V220H41L42 219ZM81 217H82V215H81ZM91 217V216H90ZM113 217V216H112ZM112 217L111 216H107L106 215V213L105 212H103V215L101 216V220L98 222V224H96L97 226L94 228V231H96L95 233V235L96 236H98L100 239H102V241L105 243V249H103V250H101L99 253H98V255L96 256V254H95V256L94 257H96L93 261H91L90 263H88V264H102L103 262H107V261H109L110 262V260H112V258L113 259H117L118 260V258H120L119 256H121V255H119L118 254V252L120 251V253H121V248L124 246V244H127V242H128V240H129V238H128V236L129 235H131V239H133L134 238V234H132L131 232V230L133 229V228H136V227H134V225L133 226H131V227H133V228H131L130 227V225L134 222V224H136V222H135V220L134 221H132L133 220V217H131L132 219H130L131 221H129V219L127 220V217H126V219H125V217H124V214H123V216H121V217H124V220H125V222H118L119 224H114V223H117V222H114V220L112 219ZM118 219L120 218V216H119V214H118ZM145 217V219H143ZM162 217V218H161ZM252 217V216H251ZM258 217V216H257ZM261 217H263L264 218V216H261ZM37 218H38V216H37ZM46 218V219H45ZM48 218H50L49 217V215H48ZM83 218V217H82ZM86 218V217H85ZM87 218H88V213H87ZM114 218V217H113ZM217 218V217H216ZM247 219H248V217H246ZM253 218V217H252ZM254 218H255V216H254ZM262 218V219H263ZM81 219V218H80ZM117 219V218H116ZM117 219V220H118ZM122 219V218H121ZM138 219V218H137ZM151 219H152V221H151ZM159 219H162V222H161V220H159ZM169 219V218H168ZM167 219V220H168ZM1 220V219H0ZM82 220V219H81ZM127 220V221H126ZM205 220H207L208 222H206ZM217 220H218V218H217ZM219 220H220V218H219ZM221 220L223 221V219L221 218ZM254 220V219H253ZM260 220V219H259ZM121 221V220H120ZM123 221V220H122ZM154 221V223H152ZM213 221H216V220H213ZM212 221V222H213ZM53 222V221H52ZM129 222H132V223H129ZM140 222V221H139ZM138 222V223H139ZM175 222V223H174ZM189 222V221H188ZM188 222H186V223H188ZM195 222V221H194ZM197 222V221H196ZM204 222V223H203ZM205 222H206V224H205ZM234 222V221H233ZM239 222V220L238 221H236V223H238ZM244 222V221H243ZM152 223V225H154V224H156V225H154V226H156V227H158L157 225H159V227H160V230L158 231V228L156 229L155 227H153L152 225H150ZM171 225H170V224ZM208 223V224H207ZM214 223V222H213ZM213 223H211V224H213ZM217 223H219V221L218 222H216V225H217ZM225 223H227V222H224V224ZM229 223H230V221H229ZM229 223L227 224V225H229ZM54 224V223H53ZM95 224V223H94ZM140 224H141V222H140ZM222 224H223V222H222ZM264 224V223H263ZM8 225V224H7ZM72 225V224H71ZM137 225V224H136ZM135 225V226H136ZM195 225H198V223L197 224H193V226H195ZM226 225V224H225ZM231 225H233L232 224V222H231ZM242 225H244V224H242ZM76 226V225H75ZM92 226V225H91ZM94 226V225H93ZM168 226H170L169 228H168ZM179 226V225H178ZM179 227V228H183V227ZM187 226V227H188ZM211 226V227H210ZM218 226V225H217ZM264 226V225H263ZM262 226V228L264 229V227ZM46 227H49V228H46ZM153 227V228H152ZM196 227V226H195ZM219 227H221V226H219ZM223 227H225V226H223ZM51 228H53V227H51ZM131 228V229H130ZM214 229H213V231H212V233L215 231L216 232V229H218V230H221L222 228H215V226L213 227ZM237 228V227H236ZM101 230V232H100V230ZM127 229L129 230V231H131V232H126L127 231ZM154 229H156L157 230V232H156V230H155V233H153L154 232ZM177 229V230H176ZM134 230H136L137 231V228L136 229H134ZM141 230V231H142ZM162 230V232H160ZM194 230H196L195 228H194ZM218 230H217V232H218ZM50 231V236L49 237H51L52 236V233H54V232H52V231H54L53 229H50L49 230ZM49 231H47V235H48V232ZM136 231H133V232H136ZM222 231V230H221ZM10 233L8 236H7V234L6 233ZM52 232V233H51ZM55 232H56V230H55ZM131 233V234H127L125 237H124V241H125V238H128V240H126L125 242L123 241V238H122V234L123 233ZM185 233V236H183L184 234L183 233ZM187 232H189V231H187ZM215 232H214V234H215ZM125 233V234H126ZM232 233V232H231ZM45 234V235H46ZM57 234V233H56ZM55 234V235H56ZM141 234H144V235H141ZM148 234H147V236H148ZM205 234V235H204ZM262 236H264V234H262V233H260ZM46 235V236H47ZM134 235V236H133ZM211 235V237L213 238L214 236H216V235H213V234H210ZM246 234H243V237H248V235L247 236H245ZM261 235H260V237H261ZM38 236H40V235H38ZM44 236V235H43ZM46 236L44 237V238H46ZM53 236H54V234H53ZM53 236H52V238H53ZM57 236V235H56ZM132 236H133V238H132ZM141 236V237H140ZM144 236V237H143ZM153 236H155V237H153ZM179 236H181V237H179ZM183 236V237H182ZM34 238H36L35 240H37V238L38 237H35V236H33ZM41 237V236H40ZM249 237H251V235L249 236ZM253 237H254V235H253ZM42 238V237H41ZM39 239L40 241L41 240H43L44 238H42V239ZM48 238V237H47ZM45 239L44 241L46 242V240H49V242H50V239H52V238H50V239ZM54 238H56L55 236H54ZM83 238V237H82ZM87 238V237H86ZM88 238H90V237H88ZM114 238L116 239V241L114 242L113 240H114ZM148 238V240H146V239ZM201 238V239H200ZM255 238V237H254ZM258 239H259V237H257ZM256 238V239H257ZM27 239L28 238H26L25 239V243H27L26 244V246H24V244H23V249H26V248H28L29 249V251L32 249L31 247L33 246V244H35V241H33V244L31 245V247L29 246L30 244H29V242L31 241V239H30V237H29V241H27ZM57 239V238H56ZM56 239H54L55 241H56ZM130 239V242L131 243H133L132 241L133 240H135V239H133V240H131ZM241 239V238H240ZM243 239V238H242ZM205 240V241H206ZM262 239L260 238L259 239V241L257 242L256 240H254V241H256V243L254 242L253 244H251V245H253L254 246V249H255V244H257V243H259V242H262L261 241ZM146 241V242H145ZM24 242V241H23ZM129 242V243H130ZM204 242V241H203ZM251 242V241H250ZM250 242H248L249 244H250ZM264 242V241H263ZM262 242V243H263ZM3 243V242H2ZM2 243H1V245H2ZM129 243L127 244V247H128V245H129ZM144 243L142 244V245H144ZM173 243H174V248H172L173 247ZM177 244V246H175L176 244ZM252 243V242H251ZM21 244V243H20ZM45 245L47 244V242L46 243H44ZM99 244H101V243H99ZM147 244H146V246H147ZM171 244H172V247H171ZM3 245H5V244H3ZM27 245L29 246V247H27ZM50 245V246H49ZM52 245V246H51ZM57 245H58V243L57 242H53V240H51V242L50 243H48L47 245H46V247H48L49 248V251L52 249V250H54V251H52L53 253L54 252H56L55 250H57ZM131 245V244H130ZM134 245V248L133 249H137L138 247H136ZM168 245V246H167ZM170 245V246H169ZM201 245V244H200ZM259 245H262V244H259ZM258 244H257V246H259ZM21 246V245H20ZM126 246V245H125ZM179 246V247H178ZM181 246V247H180ZM199 246V245H198ZM250 246V245H249ZM263 246V245H262ZM15 247H19V245L17 246V245H15ZM26 247V248H25ZM45 247V248H46ZM127 247L125 248V247H123L124 249H127ZM132 247H133V245H132ZM132 247H131V249H132ZM142 247V246H141ZM169 247V248H168ZM176 247H177V251H176ZM184 247V248H183ZM245 247H247L246 245H245ZM261 247V246H260ZM31 248V249H30ZM48 248H46L45 249V251H47L48 252ZM51 248V249H50ZM122 248V249H123ZM129 248H130V246H129ZM128 248V249H129ZM165 248H167V251L165 252ZM179 248V249H178ZM192 249H186L187 250V252H185L186 254L189 252V250H193L194 251V247H191ZM194 248V249H193ZM258 248V247H257ZM3 249H4V247L2 246H0V252H2L3 251ZM42 249H44V247L42 248ZM127 249V250H128ZM135 249V250H136ZM142 250V248H139V249H137L136 250V252L138 251V252H140L139 250ZM148 249V248H147ZM152 249H148L149 251L150 250H152ZM249 249V248H248ZM260 249V248H259ZM258 249V250H259ZM263 249V247L261 248V250ZM130 250V249H129ZM147 250V252H149ZM179 250V251H178ZM196 250V249H195ZM21 251H23V252H25L24 250H21V248H20V252ZM29 251H27L25 254H22L23 256L24 255H27L28 256V252ZM35 250H33L32 249V251L31 252H34ZM42 250H40L39 252H41ZM44 251V250H43ZM48 252V253H50L51 255H47L48 256V258H46L45 259V257H46V255L44 254L45 252H42L41 253V255L44 257H42L41 259H45L46 261H44L43 260V264H45V263H47V262H49V261H51V259L50 258H52V252ZM59 251V250H58ZM57 251V252H58ZM143 252H144V250H142ZM184 251V250H183ZM193 251H191V252H193ZM22 252V253H23ZM56 252V253H57ZM122 252L125 254H123L122 253V256H126V254L129 252V251H124V250H122ZM130 252L132 253V250H130ZM147 252H145V255L146 254H151L152 252H154V251H152V252H150V253H147ZM163 252H164V254H163ZM259 252H261V251H259ZM19 253V252H18ZM30 253V252H29ZM56 253H54V255L56 254ZM134 254H135V252H133ZM142 252H140V254H141ZM156 253H154V256L156 257ZM173 253V252H172ZM172 253L170 254V255H172ZM40 254V253H39ZM58 254H59V252H58ZM61 254H62V252H61ZM153 254V253H152ZM151 254V255H152ZM168 254V255H169ZM176 254L177 253H175V257H177L176 256ZM182 254H184V253H182ZM185 254V255H186ZM189 254V253H188ZM187 254V255H188ZM211 254H213V252L211 253ZM22 255H20V256H22ZM30 255H32L31 253H30ZM37 255V254H36ZM35 255V256H36ZM63 255V254H62ZM94 255V254H93ZM113 255H119L118 256V258H117V256H115L116 258H114V257H112ZM141 255H143V254H141ZM141 255H140V257H141ZM150 255V256H151ZM27 256H25V260H22V262H20V263H22V264H25V262L26 261H28L29 259H30V256H29V259H26L27 258ZM34 256V255H33ZM55 256H58L57 254L55 255ZM54 256V257H55ZM122 256H121V260H116L117 262H121V263H123V261L125 260V258L123 259L122 258ZM135 256V259H137L136 258V254L134 255ZM173 256H174V254H173ZM183 256V255H182ZM37 257V256H36ZM35 257V258H36ZM40 255H39V259H40ZM50 257V258H49ZM53 257V261L55 260V261H58L60 258V255H59V257H56V258H54ZM77 257V256H76ZM88 257V256H87ZM111 257V259L109 260L108 258H110ZM153 257V256H152ZM165 257H167V256H165ZM175 257H173V258H175ZM178 257H180V256H178ZM177 257V258H178ZM183 257H185V256H183ZM2 258V257H1ZM0 258V264L2 263V264H4V263H6V259H1ZM24 258V257H23ZM59 258V259H58ZM127 258H128V260H132V258L130 259V257H128L127 256ZM148 258V257H147ZM228 258V257H227ZM21 259H22V257H21ZM20 259V260H21ZM37 259V258H36ZM36 259H34V260H36ZM39 259H37L38 260V262L37 261H35V263L37 262L38 264H42V261H41V259H40V261H39ZM47 259H49L48 261H47ZM57 259V260H56ZM263 259V258H262ZM11 260V259H10ZM33 260V257H32V259L30 260V261H32ZM107 260V261H106ZM5 261V262H4ZM12 261V263H14V264H18L19 262H17V260L15 259V261H13V260H11ZM10 261V262H11ZM19 261V260H18ZM23 261H25L24 263H23ZM30 261H28L27 262V264L30 262ZM53 261H51L53 264L55 263V262H53ZM133 261V260H132ZM135 261V260H134ZM161 261V260H160ZM164 261V260H163ZM209 261V260H208ZM257 261H259V260H257ZM8 262V261H7ZM17 262V263H16ZM33 262V261H32ZM109 262H108V264H109ZM128 262V261H127ZM165 262V261H164ZM200 262V261H199ZM12 263H6V264H12ZM34 263V262H33ZM34 263V264H35ZM36 263V264H37ZM50 263V262H49ZM52 263H50V264H52ZM112 263V262H111ZM113 263H115V260H114V262ZM112 263V264H113ZM140 263V262H139ZM163 263V262H162ZM166 263H168V262H166ZM191 263V262H190ZM253 263H254V261H253ZM29 264H32V263H29ZM104 264V263H103ZM106 264V263H105ZM118 264V263H117ZM120 264V263H119ZM129 264V263H128ZM256 264H257V262H256Z\"/></svg>","mask_w":264,"mask_h":264}]
</instances>
